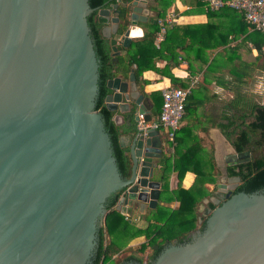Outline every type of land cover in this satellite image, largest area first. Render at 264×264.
Listing matches in <instances>:
<instances>
[{
	"label": "water",
	"instance_id": "water-1",
	"mask_svg": "<svg viewBox=\"0 0 264 264\" xmlns=\"http://www.w3.org/2000/svg\"><path fill=\"white\" fill-rule=\"evenodd\" d=\"M149 1L129 3V26L119 38L117 14L98 10L113 55L119 42L127 48L142 37L138 24L154 17ZM93 11L88 0H0V264H91L111 196L119 195L114 210L127 218L160 200V132L144 136L135 128L131 172L122 178L95 110L99 62L87 24ZM107 88L109 111L126 112L132 103L135 123L152 119L133 71ZM248 156L234 152L225 163ZM238 180L217 184L225 199H213L219 205L202 231L165 246L149 264H264V190L231 195Z\"/></svg>",
	"mask_w": 264,
	"mask_h": 264
},
{
	"label": "trees",
	"instance_id": "trees-1",
	"mask_svg": "<svg viewBox=\"0 0 264 264\" xmlns=\"http://www.w3.org/2000/svg\"><path fill=\"white\" fill-rule=\"evenodd\" d=\"M131 1L88 0L89 6L94 11L87 17L93 48L99 62L98 95L95 110L103 117L104 127L111 141L118 171L121 177L125 179L129 177L131 172L130 144L123 145L120 138L128 137L132 141L134 137L136 124L134 122V108L122 113L124 121L122 124L116 125L113 119L119 112L109 111L105 106V98L112 93L107 88V82L116 77L127 80L129 73L133 71L137 83L141 85L140 92L143 93L142 85H145L147 81L141 79L142 73L153 71L168 78L171 85L175 86L177 79L173 74L166 72V70H159L155 63L162 59L167 62L165 69H168V62H175L180 45L176 38L186 29L182 26L172 25L166 30L160 47L156 48L154 38L159 30L157 20L163 17L174 0H152L158 6V8L151 7L156 13V18L153 22L150 19L142 24L145 27L144 34L140 38L133 39L129 47L124 48L121 43H118L116 46L118 55H113L110 40L102 36V28L106 26V21L99 16L98 10L108 9L110 16H113L114 13L117 14L118 28L114 37L119 38L129 26V14L131 12L129 3ZM181 1L183 4L194 8L193 11L201 12L205 7L203 0ZM113 5H117V8L113 9ZM188 12L192 11L188 10ZM221 12L233 13L236 11L228 7H223L218 11H206L208 18ZM248 29H250L249 26ZM252 33L264 37V33L259 31H252ZM228 41L227 39L225 43ZM262 42L264 44V41ZM188 65L190 66V64ZM245 76L248 77V75ZM237 82L244 83V80ZM187 85V83L182 82L177 88L184 89ZM149 97L153 98L157 108L161 107L160 91H154ZM159 99L160 102L157 103ZM189 99L190 97L187 96L184 113H191L192 106L189 104ZM194 107L196 108V106ZM224 110L222 121L216 126L221 130L236 154H249L248 157L225 164L226 179H239L231 195L238 192L250 194L262 191L264 190V105L247 96L237 94L232 101L226 104ZM159 113V111L155 113L154 120L158 118ZM211 125L214 126L215 123L213 122ZM188 132L184 131L183 126L178 131L179 134L176 133L173 143L166 138L168 153L160 161L157 174L154 177L161 184L160 198L167 203H176V207L171 208L160 203L157 204L154 210H148L146 214L139 215V219L136 221H143L145 226L138 227L130 218L114 210L119 195L111 196L106 203L107 214L103 226L97 232V246L91 264H125L128 262L149 264L155 260L165 246L172 243L185 244L189 240L190 233L203 230L205 220L211 211L219 205L215 204L212 199L218 198L220 202L224 201L217 191V180L221 172L216 166L212 152H208L206 158L202 157L200 138L196 135L190 136L187 134ZM185 134L188 137H185ZM186 173L193 174L194 179L189 187L184 188L182 180ZM172 175L177 180V185L174 188H170L169 185ZM204 201L206 203H203ZM201 205L204 207L202 212L199 211ZM148 213H152L150 218ZM199 220L200 222H198ZM138 237H143L144 241L138 245L137 249H126L128 244ZM154 245L158 246L156 251L152 250Z\"/></svg>",
	"mask_w": 264,
	"mask_h": 264
},
{
	"label": "crops",
	"instance_id": "crops-1",
	"mask_svg": "<svg viewBox=\"0 0 264 264\" xmlns=\"http://www.w3.org/2000/svg\"><path fill=\"white\" fill-rule=\"evenodd\" d=\"M150 4L152 7L158 8L156 3L151 2V0ZM150 9L152 10V8ZM188 10L192 12H188ZM193 10L195 9L183 4L181 0H174L172 6L163 15L164 17L170 11H174L179 18L177 23L173 25L186 28L177 38L175 37L176 41L180 43L175 62H168V69H165L167 62L162 59L155 63L159 70H166V72L173 74L177 79L175 86H172L169 79L160 73L145 71L141 76V79L147 81L145 85H142L143 93L140 92L141 85L137 81L135 91L147 99L151 105V120H154L155 113L160 112L161 107H156L153 98L149 97L150 94L154 91L161 92L165 88H177L182 82L187 83L188 87L195 81V85L188 95L190 97L189 104L192 106L191 113H184L180 129L184 126V131H189L188 135H196L200 138L202 157L206 158L208 152H212L216 166L221 172L219 180H217V184H219L218 182L226 177L224 172L226 159L234 153V150L216 124L222 121L226 104L232 101L237 94L247 96L264 105V44H262L264 37L253 34L238 12H221L208 18L205 7L201 12ZM153 13L154 17L149 19L156 18L155 11ZM142 24L145 23L138 24V28L143 35L145 27ZM227 39L229 41L225 43ZM238 80H244V83H238ZM121 81L127 82L128 79H121ZM159 102L160 99L157 103ZM131 109H133L132 103L126 112ZM122 113L119 112L117 115ZM213 122L215 123L214 126L211 125ZM158 131L163 137L167 150L166 131L164 129ZM180 133L182 134L183 131ZM120 142L123 145L131 143L128 137H121ZM225 143H227L230 151L224 150ZM193 179V174L186 173L182 180V186L184 188L189 187ZM169 185L170 188L177 185L174 175L171 176ZM159 203L161 204L160 200ZM166 207L175 208L176 203H168ZM148 210L145 209L143 213L138 210L133 211L129 218L136 226L144 227V222L136 221V219H139V215L146 214ZM201 211H204V207ZM148 214L150 218L152 213ZM143 241V237L135 238L126 249L136 250Z\"/></svg>",
	"mask_w": 264,
	"mask_h": 264
},
{
	"label": "built area",
	"instance_id": "built-area-1",
	"mask_svg": "<svg viewBox=\"0 0 264 264\" xmlns=\"http://www.w3.org/2000/svg\"><path fill=\"white\" fill-rule=\"evenodd\" d=\"M205 9L208 11H218L223 7H228L242 15L243 20L251 31L264 33V0H203ZM179 16L170 11L163 18L157 20L158 32L154 38V46L159 48L164 40L166 30L177 23ZM195 85L192 82L187 88H165L161 91L162 105L159 116L156 120L144 122L142 117L136 123V129L145 136L148 129L166 131V138L173 143L180 123L184 116V104L186 97L190 94L191 88ZM103 226V223H102Z\"/></svg>",
	"mask_w": 264,
	"mask_h": 264
},
{
	"label": "rangeland",
	"instance_id": "rangeland-1",
	"mask_svg": "<svg viewBox=\"0 0 264 264\" xmlns=\"http://www.w3.org/2000/svg\"><path fill=\"white\" fill-rule=\"evenodd\" d=\"M224 150H226V151H230V148L227 146V143H225L224 144ZM219 180V179H218ZM219 184H223V185H227V186H231L232 184H233V182L231 181V180H228V179H226V177H224L223 179H222V181H220V182H218ZM160 202H161V204H163L164 206H166V205H168V203L166 202V201H164V200H162L161 198H160ZM170 204H172V202H170ZM202 207H203V205H201L200 207H199V211L200 212H202L201 210H202ZM117 258V257H116ZM115 258V259H116ZM116 260H119V259H116Z\"/></svg>",
	"mask_w": 264,
	"mask_h": 264
},
{
	"label": "flooded vegetation",
	"instance_id": "flooded-vegetation-1",
	"mask_svg": "<svg viewBox=\"0 0 264 264\" xmlns=\"http://www.w3.org/2000/svg\"><path fill=\"white\" fill-rule=\"evenodd\" d=\"M149 2H150V1H149ZM151 2H153V1L151 0ZM153 20H154V18H152L150 21L153 22ZM119 43H120V42H119ZM165 146H166V145H165ZM167 153H168V151L165 150V153H163V156L166 155ZM235 188H236V187H235ZM235 188H234V189H235ZM234 189L231 190V193H232V191H233ZM219 193H220V192H219ZM220 194H221V199H222V198L225 199V196H224L225 194H223V193H220ZM155 246L157 247L156 249H154ZM157 249H158V246H157V245H154V246L152 247V250H153V251H156Z\"/></svg>",
	"mask_w": 264,
	"mask_h": 264
},
{
	"label": "bare ground",
	"instance_id": "bare-ground-1",
	"mask_svg": "<svg viewBox=\"0 0 264 264\" xmlns=\"http://www.w3.org/2000/svg\"><path fill=\"white\" fill-rule=\"evenodd\" d=\"M135 33V32H134Z\"/></svg>",
	"mask_w": 264,
	"mask_h": 264
}]
</instances>
